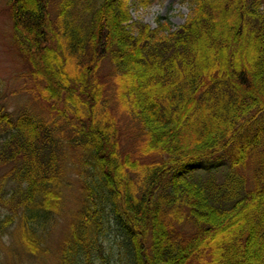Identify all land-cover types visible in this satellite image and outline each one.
Listing matches in <instances>:
<instances>
[{
    "label": "trees",
    "instance_id": "1",
    "mask_svg": "<svg viewBox=\"0 0 264 264\" xmlns=\"http://www.w3.org/2000/svg\"><path fill=\"white\" fill-rule=\"evenodd\" d=\"M133 1L154 0H61L55 25L10 0L45 105L11 111L0 82V236L43 256L75 188L55 264H264V0H183L176 28Z\"/></svg>",
    "mask_w": 264,
    "mask_h": 264
},
{
    "label": "rangeland",
    "instance_id": "2",
    "mask_svg": "<svg viewBox=\"0 0 264 264\" xmlns=\"http://www.w3.org/2000/svg\"><path fill=\"white\" fill-rule=\"evenodd\" d=\"M61 0H52L50 6L51 19L56 25L57 12ZM10 0H0V82L2 89L7 97L6 103L8 108L17 112L23 108L30 110H43V102L36 101L30 91L35 87V79L30 68L20 57L19 52L14 44V28L10 12ZM131 14L134 22H140L150 25L152 28L157 26L156 20L159 17L169 19V21L176 27L184 24L187 16L191 12V4L183 0H154L149 7H144L140 2L133 1L130 3ZM65 44V49H66ZM71 68L75 67L76 59L68 56ZM70 68V69H71ZM114 68L110 61H104L99 71V78L105 80L113 74ZM123 128L122 142L124 145H131L132 131L129 129L126 121H122ZM126 148V146H124ZM128 148V147H127ZM10 167L0 168V185H4L8 189V183L3 180ZM78 192L75 188L66 190L67 209L65 217L56 224L53 232L48 238L47 248L48 252L39 258L25 255L18 245L17 240L13 234L14 230L11 228L9 233L5 236H0V251L2 254L1 264H55L58 247L60 245L64 225L67 219L71 217V212L75 211L77 204L76 198ZM0 213L4 216L5 211L0 204ZM113 237V236H112ZM111 239V238H110ZM114 241V238H112Z\"/></svg>",
    "mask_w": 264,
    "mask_h": 264
}]
</instances>
